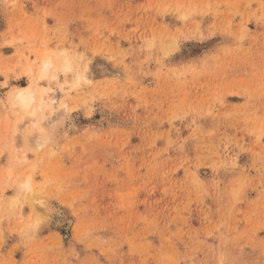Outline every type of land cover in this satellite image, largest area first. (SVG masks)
<instances>
[{"label": "rangeland", "instance_id": "obj_1", "mask_svg": "<svg viewBox=\"0 0 264 264\" xmlns=\"http://www.w3.org/2000/svg\"><path fill=\"white\" fill-rule=\"evenodd\" d=\"M0 264H264V0H0Z\"/></svg>", "mask_w": 264, "mask_h": 264}, {"label": "bare ground", "instance_id": "obj_2", "mask_svg": "<svg viewBox=\"0 0 264 264\" xmlns=\"http://www.w3.org/2000/svg\"><path fill=\"white\" fill-rule=\"evenodd\" d=\"M57 58L59 61L58 67L61 68L63 71H67L71 68V61L67 54H65L64 52H60ZM53 65H54V61L52 57L49 56V54L45 52L40 56V64H39L38 70H35L34 67H32V65L28 64L27 66H24V72L27 73L26 75H34L33 77L34 81L41 79L43 77H48V76L50 78H54L56 77L58 70L56 69L57 67L55 66L54 68ZM29 84L24 85V86H18V87L16 86L15 89L11 91L10 100H8L9 102H11L10 105L16 108L17 109L16 111L20 112L21 116L25 118L35 115L37 113V110L40 109V105H41V104L35 105L36 98L34 95L32 84L30 85ZM47 122H46V125L51 126L53 124V122L51 123L50 120L48 123ZM16 127H17V124H15V128ZM46 133L47 132L41 133L37 137L36 140L38 141L37 143L38 146H42L47 142ZM24 186H25V189L30 188L28 179L27 181L24 182Z\"/></svg>", "mask_w": 264, "mask_h": 264}]
</instances>
